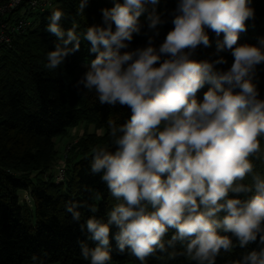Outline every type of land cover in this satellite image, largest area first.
Here are the masks:
<instances>
[{"label":"clouds","instance_id":"clouds-1","mask_svg":"<svg viewBox=\"0 0 264 264\" xmlns=\"http://www.w3.org/2000/svg\"><path fill=\"white\" fill-rule=\"evenodd\" d=\"M87 2L79 0L78 14ZM159 2L114 0L113 7L102 9L103 24L82 35L75 24L61 27L62 10L48 17L46 31L57 41L45 67L58 69L80 50L83 38L95 57L77 87L94 91L100 104L131 110L120 125L107 121L114 151L91 149V172L100 175L116 201L106 222L95 215V204L65 205L77 223L79 208L93 214L80 230L96 246L79 241L81 256L90 264H111L115 225L119 251L127 250L140 264L158 252L169 259L186 256L195 264H215L222 250L252 243L258 249L233 264H264V176L254 171L252 160L261 158L264 137V99L253 79L264 63V38L257 45L238 44L254 18L250 0H177L173 27L157 47L155 38L167 23L156 10ZM146 12L147 43L130 49ZM208 30L216 37L223 34L216 40L218 58L196 60L198 47H211ZM224 51L233 57L227 70L217 67L228 63L219 55ZM205 85L200 100L197 94ZM249 176L251 184L244 183ZM169 231L173 234L166 240ZM177 244L183 251H176Z\"/></svg>","mask_w":264,"mask_h":264},{"label":"trees","instance_id":"trees-1","mask_svg":"<svg viewBox=\"0 0 264 264\" xmlns=\"http://www.w3.org/2000/svg\"><path fill=\"white\" fill-rule=\"evenodd\" d=\"M78 4L79 0H52L51 8L33 15L25 33L14 35L9 45H0V264H90L81 256L79 241H85L89 247H95L96 242L81 232L80 223L93 214L86 207L79 208L81 221L77 223L65 205L67 202L95 204L98 207L95 215L106 222V212L116 202L100 175L91 172V149L101 146L114 151L107 121L111 119L120 125L130 118L131 110L119 104H100L94 91L77 87L78 80L87 71L86 63L95 57L89 52L90 43L83 38L80 50L69 55L58 69L45 67L46 54L54 50L57 41V37L46 31L52 11L62 10L65 18L60 22L61 27L67 30L75 24L78 34L82 35L88 27L102 25V9L113 7L108 0H88L83 13L78 14ZM176 5L177 0H160L155 6L167 21L155 38L157 47L173 27L171 19ZM249 6L254 10V18L247 21V31L240 34L238 44L257 45L264 38V0H250ZM146 7L151 11L153 6ZM14 15H20V11ZM140 23L142 32L134 35L130 49L147 43L144 34L148 32L147 21L140 20ZM208 35L211 47H198L194 54L196 60L218 58L216 40H222L223 34L216 37L208 30ZM219 55L228 63L217 67L227 70L233 62L231 53L224 51ZM253 79L260 98L264 99V63L256 67ZM208 87L205 85L202 92ZM82 122L102 129V133L87 134L69 146L63 156L65 180L56 182L52 173L45 177L59 160L54 138L65 135ZM260 144L262 156L252 160L254 171L264 176V137L260 138ZM251 182L250 176L244 181ZM23 191H28L32 199L30 215L29 205L20 201ZM117 230L115 225L111 226V262L130 260L140 264L127 250L119 251L114 239ZM172 234L169 231L165 239H170ZM233 242L236 243L234 237ZM252 249H258V243L244 249L234 247L229 253L222 250L215 264H233ZM176 251H183L182 246L177 244ZM146 264L195 262L186 256L169 259L167 253L158 252Z\"/></svg>","mask_w":264,"mask_h":264},{"label":"built area","instance_id":"built-area-1","mask_svg":"<svg viewBox=\"0 0 264 264\" xmlns=\"http://www.w3.org/2000/svg\"><path fill=\"white\" fill-rule=\"evenodd\" d=\"M51 6L52 0H0V45H9L14 35L25 33L31 26L33 15L47 11ZM18 10L20 15L15 16ZM65 176V164L60 162L54 179L62 182ZM20 201L32 205L28 191L22 192Z\"/></svg>","mask_w":264,"mask_h":264},{"label":"rangeland","instance_id":"rangeland-1","mask_svg":"<svg viewBox=\"0 0 264 264\" xmlns=\"http://www.w3.org/2000/svg\"><path fill=\"white\" fill-rule=\"evenodd\" d=\"M111 4L114 3V0H108ZM120 2H123V0H120ZM146 16L145 13L142 14V16L140 17V20H145ZM90 62V61H89ZM88 62V63H89ZM86 63V65L88 64ZM203 93L202 89L198 92L197 97L198 99L202 100L203 99ZM202 95V97H201ZM97 133V134H101L102 133V129L100 128H96L94 125L92 124H87L85 122H82L81 124H79L78 126L74 127V128H70L68 130V132L63 135V136H58L54 138V141L56 143V148L59 152V160L57 161V163L50 169V171H48L44 176L48 177L49 174H53L54 178H55V174L58 170V165L62 163H64L63 161V156L65 155V152L67 151V149L69 148V146L73 143H75V141H77L78 139L84 137L87 134L90 133ZM79 151H77L78 153ZM22 194V192L20 193V195ZM30 211L28 212V215L32 214V210H33V206L30 205L29 206ZM32 216V215H31ZM32 218V217H31ZM33 219V218H32ZM34 221L32 220V223ZM58 264V263H55ZM111 264H133L132 261L130 260H125V261H121V262H111Z\"/></svg>","mask_w":264,"mask_h":264}]
</instances>
